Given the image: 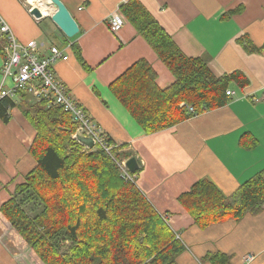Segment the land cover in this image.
<instances>
[{
    "label": "crops",
    "instance_id": "crops-1",
    "mask_svg": "<svg viewBox=\"0 0 264 264\" xmlns=\"http://www.w3.org/2000/svg\"><path fill=\"white\" fill-rule=\"evenodd\" d=\"M61 1L80 28L74 38H68L54 22L46 30L43 23L52 16H43L38 22L28 0H0V15L21 44H40L41 56L51 46L69 56L55 65L58 78L106 136L137 158L136 186L186 248L176 258L178 264H207L206 256L216 252L226 254L232 264H263L260 216L202 229L178 198L202 179L211 180L230 195L264 170V52H243L232 43L244 35L257 46L264 42V0H140L186 56L202 59L216 77L229 78L228 90L236 93L227 96L221 108L150 135L115 97L110 85L140 60L150 63L162 89L170 87L175 77L128 20L119 32L110 31L109 16L130 0ZM220 40L229 43L211 47ZM73 46L80 48L91 71L84 69ZM1 67L0 51V76ZM234 74L239 78L231 81ZM9 99L15 104L7 109L9 122L0 118V205L13 197L36 166L30 155L36 131L22 112L23 97ZM246 134L257 141L253 149L241 145ZM258 236L260 241H256ZM27 254L31 260L26 259ZM33 255L0 212V264H32ZM248 256L253 261L248 262Z\"/></svg>",
    "mask_w": 264,
    "mask_h": 264
},
{
    "label": "trees",
    "instance_id": "trees-1",
    "mask_svg": "<svg viewBox=\"0 0 264 264\" xmlns=\"http://www.w3.org/2000/svg\"><path fill=\"white\" fill-rule=\"evenodd\" d=\"M121 11L175 77L162 89L150 63L140 60L110 85L146 134L192 118L187 106L200 115L227 103L230 79L216 77L202 59L186 56L140 0L128 1ZM73 49L84 69L91 71L80 48ZM22 97V112L36 131L30 148L36 166L13 197L0 205V212L41 263L178 264L176 258L186 250L178 235L136 180L122 179L118 163L133 157V152H124V146L108 136L115 146L110 154L99 146L87 149L74 139L77 126L62 108ZM13 107L9 98L0 101L5 123L7 109ZM256 144L249 134L242 137L243 148ZM178 201L202 229L228 220L240 222L248 212L264 210V170L230 195L211 180H199ZM205 263L232 264L220 252L209 253Z\"/></svg>",
    "mask_w": 264,
    "mask_h": 264
},
{
    "label": "built area",
    "instance_id": "built-area-1",
    "mask_svg": "<svg viewBox=\"0 0 264 264\" xmlns=\"http://www.w3.org/2000/svg\"><path fill=\"white\" fill-rule=\"evenodd\" d=\"M38 22L41 19H36ZM127 23L121 6L108 18L111 32H119ZM0 37L4 43L0 76V101L18 95L28 96L29 102H46L49 106H58L68 113L77 126L76 134L82 133L95 141L100 147L111 153L114 145L109 142L106 134L87 114L86 110L72 97L68 87L58 78L55 65L60 61L69 60V56L56 46L49 48L46 56L40 55V44L31 41L21 44L12 29L0 15ZM227 96L234 97L235 91L228 90ZM192 117L198 116L193 107H186ZM76 134L74 139H76ZM86 147V146H85ZM88 149V147H86ZM122 179L135 182L136 177L130 172L126 161L118 163ZM253 256L246 257L248 262Z\"/></svg>",
    "mask_w": 264,
    "mask_h": 264
},
{
    "label": "water",
    "instance_id": "water-1",
    "mask_svg": "<svg viewBox=\"0 0 264 264\" xmlns=\"http://www.w3.org/2000/svg\"><path fill=\"white\" fill-rule=\"evenodd\" d=\"M50 2L56 9V13L52 15L53 22L58 26L61 31H63V33L68 38H74L75 36H77L80 32V28L75 19L72 17L69 10L67 9V7L62 3L61 0H50ZM31 14L36 19L43 18V14L39 7H33L31 10ZM76 139L78 142L88 147L89 149L95 148V141L90 137L84 136L80 132L76 134ZM126 165L132 174L139 171L140 169L139 162L135 156L128 158L126 161Z\"/></svg>",
    "mask_w": 264,
    "mask_h": 264
},
{
    "label": "rangeland",
    "instance_id": "rangeland-1",
    "mask_svg": "<svg viewBox=\"0 0 264 264\" xmlns=\"http://www.w3.org/2000/svg\"><path fill=\"white\" fill-rule=\"evenodd\" d=\"M37 6H40V5L38 4ZM47 6L48 7L49 6L52 7L53 5H51V4L48 5V3H47ZM49 22H51L52 24H54L53 21H52V19L45 20L44 23H43V25H44V27H45L46 30H47V27H48V23ZM0 41L2 42L1 43V46H2V54H3L4 43H3L2 39H1V37H0ZM228 43H229V41H226V40H220V41H216V42L214 41V42L211 43V47H213L214 44L215 45H218V44H220V45H226ZM232 43L235 44V45H237V46H239L242 49L243 52H264V42H260V45L257 46L254 43V41L249 37V35H244L239 40L234 41ZM198 44L202 48V50H206L205 47L203 46L202 42H198ZM208 52H211V51L208 50ZM229 52H235V51H233V49H230ZM263 215H264V210L259 211V212H256V213L248 212V214L246 215V217L253 218V219L257 218L258 216L261 217V220L263 221V236H264V217H262ZM261 239L262 238L260 236H258L256 238V241H260ZM259 247L262 250H264V240H263L261 246H259ZM28 258L31 260V255H28L27 254L26 255V259H28ZM33 260H35L38 263H36L35 261H32V264H42L40 260L39 261L37 260V258L35 257V255H33ZM255 264H262V261L261 262H258V263H255Z\"/></svg>",
    "mask_w": 264,
    "mask_h": 264
},
{
    "label": "bare ground",
    "instance_id": "bare-ground-1",
    "mask_svg": "<svg viewBox=\"0 0 264 264\" xmlns=\"http://www.w3.org/2000/svg\"><path fill=\"white\" fill-rule=\"evenodd\" d=\"M28 2H30L32 5H34V7H39V9L41 10L43 16L45 17H49V16H52L56 13V9L54 6H47V3L48 5L51 4L53 5L50 0H28ZM40 5V6H37V5ZM51 7V8H50Z\"/></svg>",
    "mask_w": 264,
    "mask_h": 264
}]
</instances>
